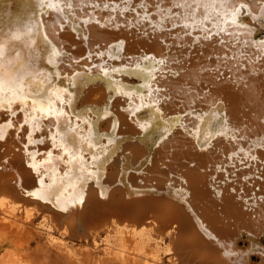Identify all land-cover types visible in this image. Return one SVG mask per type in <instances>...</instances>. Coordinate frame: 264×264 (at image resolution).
Listing matches in <instances>:
<instances>
[{"label": "bare ground", "instance_id": "1", "mask_svg": "<svg viewBox=\"0 0 264 264\" xmlns=\"http://www.w3.org/2000/svg\"><path fill=\"white\" fill-rule=\"evenodd\" d=\"M94 2L73 0L59 14L48 0H0V59H21L32 73L29 112L34 99L71 93L56 107L78 126L65 147L84 160L81 171L54 146L68 119L56 127L21 111L22 98L0 103V240L17 245L16 264H165L164 254L177 264H264L260 9L229 26L247 44L225 49L172 28L157 0L146 13L141 0L135 11L124 0ZM226 53L235 58H217ZM137 65L153 66L156 78Z\"/></svg>", "mask_w": 264, "mask_h": 264}, {"label": "snow or ice", "instance_id": "2", "mask_svg": "<svg viewBox=\"0 0 264 264\" xmlns=\"http://www.w3.org/2000/svg\"><path fill=\"white\" fill-rule=\"evenodd\" d=\"M133 2L134 0H124V4L126 5L124 10L135 11L136 9L132 7ZM78 3L80 5L91 6L93 8L100 7V4L95 3L94 0H78ZM162 3H164V0H157L154 7L156 8L157 12L161 14L162 19L173 21L172 28L183 27L185 30L191 28L193 30L199 31L200 35L195 37L197 40L203 39L212 41L213 38L216 37L217 43H219L225 49L233 47V41H235V43L247 44L246 41L241 42L238 39V35L235 31H229V26L239 27V25H237V18L242 11H247L253 5L258 6L261 11V17L264 19V0H247L246 3H241V0H169L170 7H161ZM62 4L63 8L61 7ZM47 7L54 9L59 14H62L64 8L72 9L74 4L73 0H48ZM103 7L109 8L110 5L105 3ZM119 7L120 6L118 4L115 5V8ZM137 7L143 9L146 13L147 8L149 7L148 0H141ZM173 9H178L179 11L174 12ZM137 15L139 16L140 14L137 13ZM177 18L184 22L182 24L175 23L174 21ZM140 19L148 20L150 19V16L146 14L140 16ZM60 23V20H54L53 26L55 27V25ZM29 31H31V29H29ZM169 31H171V29H169ZM185 35H191V32L185 31ZM16 38L19 39V36ZM49 43H51V41H49ZM53 55L59 56L61 53L53 48ZM2 57L3 50L0 49V58ZM217 58L227 60L234 59L235 57H229L226 53L223 57ZM49 62L54 63V60H50ZM165 63L166 61L164 59L157 61V64L159 65H163ZM137 68L139 69V65H137ZM139 70L146 72L152 76L153 79L156 78L153 71V66ZM111 71L119 72L120 69L113 68ZM104 74L108 75V72L105 71ZM31 75L32 73L21 59H18L15 63H11L7 67L3 64L2 59H0V103L7 99L9 105H11L17 99L22 98L21 103L24 104V108L21 109V111H24L26 115H30L31 118L37 122H39L40 119H48L51 117L53 119L54 126L56 127H60L58 122L59 118L64 117L68 119V124L65 126V131L63 133L64 143L58 145L54 143V146L64 148L65 151L70 155V159L67 161V163L71 164L73 161H78L82 171L84 164L83 156H78L77 153L70 147H65L67 139L72 136L73 133H76L78 126L73 127L70 118H68V114L63 110V108L56 107V101H59V103L62 105L70 103V101L64 99L62 94L68 93V90L63 89L62 92L53 93V96L50 97L47 102L39 99L32 100V107L31 111L29 112V93L26 87V78ZM160 78H165L163 73H160ZM36 83L40 84L42 81H36ZM153 91L159 95L160 93L164 92L165 89L162 87H155ZM35 95H40L38 88L35 90ZM68 95L70 96L71 93H68ZM166 98L167 97H165V99ZM37 112L41 114L40 117L32 115ZM13 115H15V113H13ZM25 123H28V121L26 120ZM85 123H87V121H85ZM2 139H4V136L0 134V140ZM51 139L55 142L57 140V136L54 134ZM36 142L43 143V140ZM89 146L95 147V145L90 143ZM240 150L243 151V149ZM58 159L62 160L63 157H59ZM95 159L96 157H93V160ZM92 167H95V164H92ZM65 178H69L68 172L65 173ZM41 183H43V181H41Z\"/></svg>", "mask_w": 264, "mask_h": 264}, {"label": "rangeland", "instance_id": "3", "mask_svg": "<svg viewBox=\"0 0 264 264\" xmlns=\"http://www.w3.org/2000/svg\"><path fill=\"white\" fill-rule=\"evenodd\" d=\"M44 240H42L43 243ZM17 245L12 243H7L4 240H0V264H16L15 262V250ZM37 243L33 241V245L29 250H35L37 248ZM165 264H174L173 260L168 259V256L164 254ZM256 260V257H255ZM176 263V262H175ZM177 264V263H176Z\"/></svg>", "mask_w": 264, "mask_h": 264}]
</instances>
